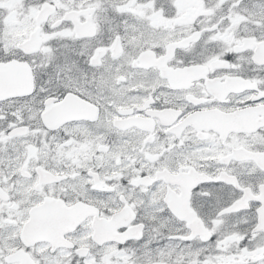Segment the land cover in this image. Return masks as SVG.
Listing matches in <instances>:
<instances>
[{"label": "snow or ice", "instance_id": "obj_1", "mask_svg": "<svg viewBox=\"0 0 264 264\" xmlns=\"http://www.w3.org/2000/svg\"><path fill=\"white\" fill-rule=\"evenodd\" d=\"M0 264H264V0H0Z\"/></svg>", "mask_w": 264, "mask_h": 264}]
</instances>
